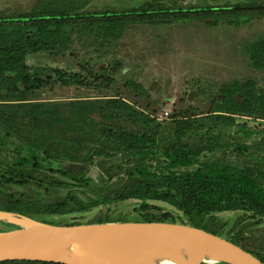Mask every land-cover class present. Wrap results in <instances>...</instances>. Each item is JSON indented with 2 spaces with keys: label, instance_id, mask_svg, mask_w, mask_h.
Instances as JSON below:
<instances>
[{
  "label": "rangeland",
  "instance_id": "obj_1",
  "mask_svg": "<svg viewBox=\"0 0 264 264\" xmlns=\"http://www.w3.org/2000/svg\"><path fill=\"white\" fill-rule=\"evenodd\" d=\"M153 1L0 0V15L34 10L71 16L115 14L156 6ZM238 5H264V0H160L157 6ZM111 19H76L63 30L70 39L66 51L27 55L32 73L53 79L51 86L28 94L27 103L50 111L0 110V138L8 127L14 136L6 146L20 144L28 159L18 169L8 154L0 152V176L15 170L24 178L21 185L0 179V211L56 226L164 223V214L171 213L167 223L193 227L184 213L179 216L151 205L145 201L148 197H131L145 186L159 190V176L168 172L159 153L180 147L201 149L200 162L245 170L264 185V144H259L264 120L228 114H224L227 119H213L225 100L219 91L224 85L251 79L264 94V73L248 69L245 52L247 45L264 38V12L239 26L189 20L125 23L120 28ZM55 70L79 74L89 85L63 87ZM106 83L108 89L103 88ZM111 100L118 101L114 105ZM177 128L184 130L183 135H175ZM214 145L221 147L212 152L202 149ZM237 145L248 147L238 150ZM142 149L158 154H136ZM82 165L89 171L81 182L57 173ZM142 169L150 176L139 177ZM199 225L264 262V217L254 216L243 205L209 214ZM19 228L0 220V240Z\"/></svg>",
  "mask_w": 264,
  "mask_h": 264
},
{
  "label": "trees",
  "instance_id": "obj_2",
  "mask_svg": "<svg viewBox=\"0 0 264 264\" xmlns=\"http://www.w3.org/2000/svg\"><path fill=\"white\" fill-rule=\"evenodd\" d=\"M152 3H156V6L148 4L139 10L104 15L71 16L40 10L18 16L3 17L0 15V110L17 108L29 109L34 113H49L50 110H42L40 105L28 104L27 95L44 86H51L53 79L32 73L26 63V57L28 54L66 51L70 39L63 30L76 19L111 17V23L120 28L125 23L172 24L175 21L207 19L212 20L207 24L208 26H216L220 21L228 25L239 26L246 23L252 16L264 12V5L164 9L157 6L160 5V0H154ZM245 52L251 67L264 73V38L247 45ZM54 75L63 87L89 85L85 78L76 73L68 74L62 70H55ZM96 81H99L97 77ZM108 86L109 83H106L103 88L108 89ZM219 91L223 93L225 100L214 111L219 114L214 115V120L227 119L224 114L255 116L264 120V94L258 92L254 80L248 79L232 83V85H224ZM116 101L118 100H111L110 103L115 105ZM118 103H121L125 109L129 108L122 101ZM0 125H3L1 121ZM183 133L182 128H177L175 135L179 136ZM122 135L135 137L133 133L128 132H123ZM11 136H14L13 132L8 127L5 128V134L0 138V152L8 154L14 165L22 169L28 164V159L23 154L24 147L20 144L12 142L13 148L6 146ZM259 144H264V138L259 141ZM220 147L214 145L212 148L202 149L212 152ZM247 147V145H237L238 150ZM139 150L136 152L138 155L158 154L146 149ZM200 151L201 149L180 147L172 152L159 153L164 158L163 168L168 171L159 176L160 182L157 186L159 190H151L150 187L145 186L143 189H137L136 194L131 197H148L166 201L181 210L185 217L193 220V227L198 229H204L199 225L202 218L212 213L231 210L237 204L243 205L256 217H264V185L252 178L245 170L225 165L216 167L200 162ZM87 167V165H82L70 171L60 169L57 173L75 182H81L89 171ZM6 173L7 177L0 176L5 183L14 185L24 183V178L15 170H9ZM138 176L147 177L150 176V172L142 169L138 171ZM170 217L171 213H165L162 222L168 221ZM0 264L56 263L8 261L0 262Z\"/></svg>",
  "mask_w": 264,
  "mask_h": 264
},
{
  "label": "water",
  "instance_id": "obj_3",
  "mask_svg": "<svg viewBox=\"0 0 264 264\" xmlns=\"http://www.w3.org/2000/svg\"><path fill=\"white\" fill-rule=\"evenodd\" d=\"M207 22L210 20H206ZM147 203L163 207L179 216L183 212L172 204L155 199ZM0 220L21 226L0 240V262L31 261L56 264H83L91 261L108 245L121 243L129 246L137 255L140 264H175L166 238L197 240L215 245L228 255L230 264H264L231 242L189 225L177 223H114L85 226H56L20 218L0 211ZM14 237V238H12ZM97 243L83 257L73 254L77 245ZM214 262V261H213Z\"/></svg>",
  "mask_w": 264,
  "mask_h": 264
},
{
  "label": "bare ground",
  "instance_id": "obj_4",
  "mask_svg": "<svg viewBox=\"0 0 264 264\" xmlns=\"http://www.w3.org/2000/svg\"><path fill=\"white\" fill-rule=\"evenodd\" d=\"M27 224L23 221L20 227L24 229ZM165 244L175 264H206L215 260L229 259L219 247L202 241L166 238ZM96 246H98L97 243L77 245L73 254L76 257H83ZM83 264H140V261L129 246L113 243L91 261Z\"/></svg>",
  "mask_w": 264,
  "mask_h": 264
},
{
  "label": "crops",
  "instance_id": "obj_5",
  "mask_svg": "<svg viewBox=\"0 0 264 264\" xmlns=\"http://www.w3.org/2000/svg\"><path fill=\"white\" fill-rule=\"evenodd\" d=\"M246 57H247V55H246ZM247 60H248V57H247ZM247 63H248L247 66L249 67L248 69L252 68L251 65H250L249 60L247 61ZM252 69H253V68H252ZM261 72H262V71H261ZM247 80H248V79H247ZM242 82H243V81H242Z\"/></svg>",
  "mask_w": 264,
  "mask_h": 264
}]
</instances>
